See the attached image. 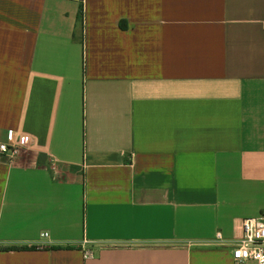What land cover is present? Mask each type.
<instances>
[{
	"label": "crops",
	"instance_id": "crops-1",
	"mask_svg": "<svg viewBox=\"0 0 264 264\" xmlns=\"http://www.w3.org/2000/svg\"><path fill=\"white\" fill-rule=\"evenodd\" d=\"M263 24L264 0H0V264H235Z\"/></svg>",
	"mask_w": 264,
	"mask_h": 264
},
{
	"label": "built area",
	"instance_id": "built-area-1",
	"mask_svg": "<svg viewBox=\"0 0 264 264\" xmlns=\"http://www.w3.org/2000/svg\"><path fill=\"white\" fill-rule=\"evenodd\" d=\"M22 148V143L16 142L10 133L7 142H0V156L13 159L21 153ZM41 237L45 239L48 235L44 233ZM217 240L222 241L219 235ZM232 245L231 252L235 264H264V217L236 219L233 223ZM87 255L86 253L85 256Z\"/></svg>",
	"mask_w": 264,
	"mask_h": 264
}]
</instances>
